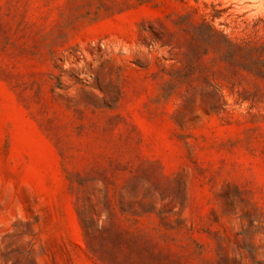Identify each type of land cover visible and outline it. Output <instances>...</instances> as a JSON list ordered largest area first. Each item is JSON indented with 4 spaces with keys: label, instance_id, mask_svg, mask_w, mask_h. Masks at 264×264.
Listing matches in <instances>:
<instances>
[{
    "label": "rangeland",
    "instance_id": "rangeland-1",
    "mask_svg": "<svg viewBox=\"0 0 264 264\" xmlns=\"http://www.w3.org/2000/svg\"><path fill=\"white\" fill-rule=\"evenodd\" d=\"M0 264H264V0H0Z\"/></svg>",
    "mask_w": 264,
    "mask_h": 264
}]
</instances>
